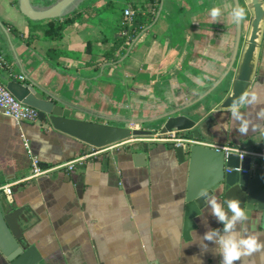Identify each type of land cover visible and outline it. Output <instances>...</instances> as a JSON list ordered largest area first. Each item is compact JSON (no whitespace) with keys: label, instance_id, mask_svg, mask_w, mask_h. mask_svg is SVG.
<instances>
[{"label":"crops","instance_id":"obj_1","mask_svg":"<svg viewBox=\"0 0 264 264\" xmlns=\"http://www.w3.org/2000/svg\"><path fill=\"white\" fill-rule=\"evenodd\" d=\"M108 1L78 0L59 19L69 20L60 38L46 39L42 31L30 37L18 0H0V84H26L73 119L156 135L169 118L184 116L211 147L264 148V121L255 119L264 108V38L248 91L256 93L257 103L241 108L253 122L248 133L236 131L230 111L217 110L231 88L250 19L244 0H155L156 7L143 5L153 22L120 44L124 36L104 8ZM234 3L246 10L239 25L228 15ZM30 4L38 10L51 6L44 0ZM212 6L222 8L215 20L208 15ZM218 123L227 130H217ZM141 143L152 144L145 150ZM90 152L44 121L16 125L0 114V188L12 185L10 199L27 212V241L39 264H220L213 251H200L191 233L222 227L207 207L189 234L197 244L183 239L189 155L180 162L171 145L128 140L71 171L29 179V154L44 169ZM254 163L264 179V160ZM205 170L199 163L196 179ZM243 227L264 240L261 213L247 217ZM237 264H264V251Z\"/></svg>","mask_w":264,"mask_h":264},{"label":"water","instance_id":"obj_2","mask_svg":"<svg viewBox=\"0 0 264 264\" xmlns=\"http://www.w3.org/2000/svg\"><path fill=\"white\" fill-rule=\"evenodd\" d=\"M78 0H59L43 10L31 6L30 0H18L21 15L33 22L55 20L64 17L68 9ZM249 11L250 19L244 37L243 47L239 56L231 88L225 98L218 105V111H230L228 105L242 92H248L255 76L259 52L264 38V1L244 0ZM9 94L22 105L38 112V120L44 121L53 130L71 137L91 148H103L114 143L137 138H148L151 132L132 130L123 127H112L88 121L73 119L70 113L64 111L51 101H45L43 96L32 87L12 80L6 85ZM194 122L184 116L171 117L167 120L160 134L176 131L187 133L188 139L195 140L201 145H191L176 148L175 153L180 162L189 155V177L185 199L183 239L188 241L189 234L195 228L194 219L207 207L206 201L200 199L198 193L207 189L216 196L218 201L238 199L247 217L253 213L264 216V179L256 174H242L235 171L241 169L249 171L251 161L245 159L239 162L238 157H225L223 151L205 144L194 129ZM145 158L144 154L135 155ZM205 166L204 173L196 179L197 165ZM230 170V173H226ZM29 217L22 207L14 205L4 195H0V264H39L40 257L33 246L28 244L27 232Z\"/></svg>","mask_w":264,"mask_h":264},{"label":"clouds","instance_id":"obj_3","mask_svg":"<svg viewBox=\"0 0 264 264\" xmlns=\"http://www.w3.org/2000/svg\"><path fill=\"white\" fill-rule=\"evenodd\" d=\"M208 15L213 19H217L222 15L220 6H212L208 10ZM228 15L235 25L241 24L246 18V10L238 3H234ZM257 103V95L255 92H242L234 98L228 105L230 109V117L237 123L236 131L241 135L248 133L252 121L244 115L241 108H248ZM257 121H264V108H260L255 113ZM217 130L223 128L227 130V124L218 123ZM200 199L206 201L207 208L212 217L220 224L221 228H207L203 235H198L194 230L197 244L191 237V243L198 245L202 253L213 251L220 257V264H237L242 257L250 256L253 253L264 251V240H261L255 234H248L244 229L243 223L247 220V213L240 206L238 199H224L218 201L216 196L209 193L207 189H202L198 193ZM238 225L240 227H238ZM212 248H209V243Z\"/></svg>","mask_w":264,"mask_h":264},{"label":"built area","instance_id":"obj_4","mask_svg":"<svg viewBox=\"0 0 264 264\" xmlns=\"http://www.w3.org/2000/svg\"><path fill=\"white\" fill-rule=\"evenodd\" d=\"M44 1L49 5H53L57 0H44ZM132 14L133 13L127 9L124 11V18L130 20ZM1 63H2V58L0 56V65ZM18 80H23V77L21 76L18 77ZM0 114L3 117L12 120L16 125H20L22 123H35L38 121V112L16 101L2 84H0ZM145 141L159 142L161 144L171 145L174 149L176 148L186 149L188 146L198 145L197 142L186 138V136H184L182 133L176 131H172L165 134L157 133L156 135H152L151 138L148 137V139L147 140L145 139ZM126 143L127 141H123V142L111 144L103 148H98V149L91 148V152L88 155L79 157L76 160L63 165H59L55 167H47L44 169L40 166L39 160L35 156L29 154V158L31 161L30 163L31 175L29 179L46 177L50 175L53 171H57L61 169L71 171L75 167L82 165L91 158L103 156L106 154H112L113 152L122 148ZM223 152L225 154V157L229 155L237 156L239 162L245 159H250L251 164L249 171H244L241 169L235 170L242 174H246V173L251 174L256 169V164L254 163V161L264 160V148L258 152H248L233 148H225ZM225 172L230 173V170H226ZM11 187L12 185H6L0 188V192H2L8 200H11L10 199Z\"/></svg>","mask_w":264,"mask_h":264},{"label":"trees","instance_id":"obj_5","mask_svg":"<svg viewBox=\"0 0 264 264\" xmlns=\"http://www.w3.org/2000/svg\"><path fill=\"white\" fill-rule=\"evenodd\" d=\"M132 0H123V3H114L109 0L104 8L110 10L115 16V26L119 34H123L122 39H118L119 44L124 43L126 36L134 37L139 30L148 27L153 22V16L145 12L146 8L143 5L151 4L156 7L157 3L155 0H144L139 4H133ZM130 8H128V7ZM130 10L133 14L130 20L124 18V11ZM69 20L55 19L47 20L42 22H33L27 20V26L29 28L30 37L34 36L32 32L42 31L44 33V38L46 39H59L63 28L68 24ZM9 31L15 32V30L9 27L6 23H3ZM155 135V134H152ZM152 144V143H151ZM151 144L141 143L142 149H147Z\"/></svg>","mask_w":264,"mask_h":264},{"label":"rangeland","instance_id":"obj_6","mask_svg":"<svg viewBox=\"0 0 264 264\" xmlns=\"http://www.w3.org/2000/svg\"><path fill=\"white\" fill-rule=\"evenodd\" d=\"M184 136H185V134H183ZM151 138V137H150ZM187 138V137H186ZM146 140L148 139V138H145ZM145 139H141V138H137V139H132V140H129V141H135V140H145ZM191 140V139H190ZM194 141V140H193ZM195 142H197V141H195ZM198 143V142H197ZM198 145H201V144H198ZM189 147V146H188Z\"/></svg>","mask_w":264,"mask_h":264}]
</instances>
